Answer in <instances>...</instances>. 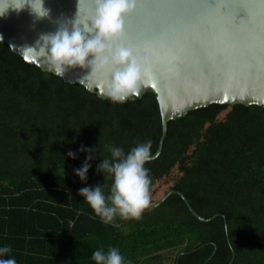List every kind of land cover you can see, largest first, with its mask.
<instances>
[{"label": "trees", "instance_id": "16d2710c", "mask_svg": "<svg viewBox=\"0 0 264 264\" xmlns=\"http://www.w3.org/2000/svg\"><path fill=\"white\" fill-rule=\"evenodd\" d=\"M162 134L155 93L104 100L0 43V247L12 250L4 258L95 264L94 251L117 247L128 264H264L261 106L215 104L171 121L162 154L146 164L150 205L180 192L208 223L177 193L138 220L110 224L78 195L81 146L97 148L88 185L110 193L112 180L96 171L107 146L128 152L151 140L154 156Z\"/></svg>", "mask_w": 264, "mask_h": 264}, {"label": "clouds", "instance_id": "9594fccd", "mask_svg": "<svg viewBox=\"0 0 264 264\" xmlns=\"http://www.w3.org/2000/svg\"><path fill=\"white\" fill-rule=\"evenodd\" d=\"M86 3L94 8V12H85L82 16L81 6ZM135 7L136 0H77V11L72 20L61 24L55 32L41 34L26 48L37 59L46 60L59 76L74 69L85 71L88 77L103 76L106 96L114 103H124L140 94L149 71L146 58L125 41V17ZM25 10L36 20L51 15L45 0H0V19L10 11L19 14ZM152 147L151 140L138 142L128 152L122 147L108 145L110 156L100 160L96 167L97 173L112 180L110 193H105L102 184L88 185L97 148L81 146L79 151L87 155L81 167L75 169V175L86 186L79 189L78 195L103 223H113L117 216L138 220L149 207L151 180L146 164L153 159ZM68 157L75 160L78 154L69 151ZM225 231H228L227 224ZM11 251L10 246L0 247V264H17L15 258H4ZM92 260L95 264H128L117 247H109L107 251L97 249Z\"/></svg>", "mask_w": 264, "mask_h": 264}, {"label": "water", "instance_id": "95a60500", "mask_svg": "<svg viewBox=\"0 0 264 264\" xmlns=\"http://www.w3.org/2000/svg\"><path fill=\"white\" fill-rule=\"evenodd\" d=\"M160 2H195L209 5L248 4L250 6L249 20L252 23L251 25L246 23L238 26L237 31L241 36H244L248 33L249 27H254L258 34L256 44L264 54V0H136L135 10L125 17V41L127 44L129 34L133 31L136 19L143 12L144 6ZM45 4L51 10L50 18L36 20L28 10H25L19 14L10 11L5 18L0 19V43L9 45L12 51L23 57L27 63L40 67L44 72L57 75L48 66L46 60L37 59L26 47L32 46L41 34L55 32L61 24H67L72 20L77 11V0H45ZM81 7L82 16L85 12L88 14L94 12V8L87 3ZM227 11H229L228 8H219L221 14ZM208 47L213 61L216 56L226 59L231 52L228 45L221 40L213 41ZM225 49L228 50L225 51ZM142 56L146 58L149 71L142 82L140 94L134 97L143 98L148 92L155 93L163 124L159 150L151 161L156 160L162 154L169 123L187 116L192 111L215 104L261 106L264 108V70L252 77L243 74H229L217 78L179 71H157L153 58L143 51ZM262 68H264V61H262ZM60 77L67 83L83 85L91 93H96L104 100H110L106 96L107 85L103 76L88 77L85 71L74 69L68 70ZM174 193L182 197L190 212L199 221L204 223L211 221L198 214L189 200L180 192L168 194L160 202L149 205L147 209L158 208Z\"/></svg>", "mask_w": 264, "mask_h": 264}, {"label": "snow or ice", "instance_id": "6c2138e0", "mask_svg": "<svg viewBox=\"0 0 264 264\" xmlns=\"http://www.w3.org/2000/svg\"><path fill=\"white\" fill-rule=\"evenodd\" d=\"M229 11L221 14L219 8ZM249 5H209L195 2H160L144 6L137 17L128 45L137 54L147 53L157 71H179L221 78L229 74L256 76L264 68V54L249 27L244 36L237 27L249 24ZM221 40L231 49L224 59L213 61L208 45ZM142 50V51H141ZM228 49H225L227 51Z\"/></svg>", "mask_w": 264, "mask_h": 264}]
</instances>
